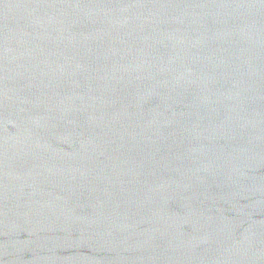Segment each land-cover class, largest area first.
<instances>
[{"label": "water", "instance_id": "1", "mask_svg": "<svg viewBox=\"0 0 264 264\" xmlns=\"http://www.w3.org/2000/svg\"><path fill=\"white\" fill-rule=\"evenodd\" d=\"M0 264H264V0H0Z\"/></svg>", "mask_w": 264, "mask_h": 264}]
</instances>
